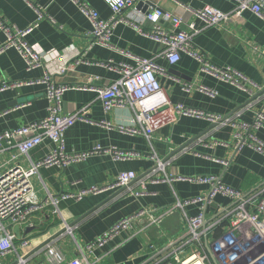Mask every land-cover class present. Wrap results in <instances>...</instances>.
I'll use <instances>...</instances> for the list:
<instances>
[{"label":"crops","instance_id":"0c3cea01","mask_svg":"<svg viewBox=\"0 0 264 264\" xmlns=\"http://www.w3.org/2000/svg\"><path fill=\"white\" fill-rule=\"evenodd\" d=\"M84 1L98 12L101 19H109L113 15L105 0ZM149 2L183 18L180 28L186 31L190 30L188 24L191 23L202 26L195 10L211 6L229 12L234 6L232 0ZM143 10L134 6L123 12L127 19L112 28L109 45H90L91 21L72 0H0V16L8 29L15 31L33 26L25 41L44 59L53 60L51 69L64 62L63 51L69 44L82 52L78 59L68 60V68L63 73L51 76L55 84L88 87L67 89L61 96V114L82 108L85 111L84 118L76 120L64 131V151L70 154L88 152L98 145L140 153L138 157L125 160H115L108 153H94L64 165L39 168L30 178L34 193L39 200L49 194L56 197L57 210L52 205L43 207L32 213L23 224L4 220V225L15 235L13 243L16 250L4 256L0 264H11L18 257L25 258V264H50L40 250L53 240L66 258L79 255L82 250L87 260L95 264H171L169 253L172 243L183 241L187 236V225L179 211L146 229H142L138 221L133 222L130 228L102 246L88 250L86 245L118 220L142 208H166L176 199L192 198L209 190L208 184L188 178L216 175L224 185L242 191L252 190L264 181V154L250 144H243L240 148L234 146L236 132L251 133L264 144V127L253 126L255 115L260 111L264 114V17L246 9L239 16L229 18L223 27L208 26L193 36L195 48L206 54L210 61L230 67L253 82V86L248 85L244 90L201 72L200 63L189 54L180 53L178 61L168 63L163 55H158L161 46L129 24L143 21ZM161 27L172 29L170 21H162ZM6 44L7 34L0 27V84L35 81L48 73L46 66L28 68L20 51ZM123 52L141 58L154 56L164 70L157 74V79L172 104L224 116L229 121L212 123L181 115L173 123L157 130L150 142L141 134L120 130L119 127L139 126L132 109L113 107L104 111L96 92L89 87L103 86L119 76L108 66L109 62L135 65V60ZM185 84L191 87L185 90ZM200 86L216 91L217 95H210ZM50 105L43 83L21 84L0 90V132L43 118ZM102 121L109 122L111 127L101 125ZM241 122H247L250 128L238 126ZM211 124L215 126L208 129ZM207 129L206 133L192 140ZM55 146L51 139L44 138L28 154L19 156L18 161L24 168L29 167L31 162L42 158ZM180 147L168 158L172 150ZM152 152L161 159L163 167L152 177L140 180L154 167L148 156ZM10 157V152L4 151L0 153V162H7ZM122 171H132L137 175L129 190L90 193L80 199L73 197L83 189L112 182ZM176 176L186 179H171ZM159 177L163 180L151 181ZM229 204V198L217 194L213 203L206 207V217L209 218L217 206ZM92 208L95 209L89 215L75 222ZM198 212L197 204L185 207L188 216ZM66 225L71 227L72 235L63 230ZM22 238H27L30 243L21 246ZM189 253V246H183L181 256Z\"/></svg>","mask_w":264,"mask_h":264},{"label":"built area","instance_id":"2783aa9c","mask_svg":"<svg viewBox=\"0 0 264 264\" xmlns=\"http://www.w3.org/2000/svg\"><path fill=\"white\" fill-rule=\"evenodd\" d=\"M92 24L90 38L91 44L109 45L108 40L112 28L124 18L123 12L136 6L139 2L146 6L143 10V21L129 22L140 34L150 37L161 46L158 55H163L168 63L178 61L180 53L193 56L200 63V71L212 75L222 81L247 90L248 85H254L251 80L240 72L230 68L219 66L195 48L193 36L208 26L223 27L231 17H236L242 11L248 9L258 16L264 17V0H232L234 6L231 11L223 12L211 6H204L194 11L201 20L202 26L188 24L189 31L180 28L183 18L175 16L158 6L150 4L149 0H105L112 10L113 15L109 19H101L98 12L90 7L84 0H72ZM141 8H139L140 10ZM142 10V9H141ZM162 21H170L172 29L161 27ZM0 16V27L7 34L6 46H15L22 54L28 68L46 66L48 73L43 78L23 83H2L0 90L8 89L21 84L43 83L46 85V97L51 105L48 113L43 118L15 129L0 132V153L10 152L11 157L7 162H0V263L8 253L15 251L13 240L15 238L3 223L10 220L13 224L25 223L30 215L43 207L52 205L55 209L58 199L50 194L39 200L32 188L30 178L41 167L53 164L64 165L74 160H80L94 153L111 154L115 160H125L140 156V153L117 148H102L94 146L88 152L66 153L64 151L62 135L64 131L76 120L84 118L85 111L82 109L69 114L60 113L61 96L67 89L88 88L83 85L68 83L55 84L51 80L54 74L63 73L68 68L69 61L78 59L82 52L73 44H69L63 51L65 60L56 66L54 71L50 68L53 60H46L36 52L26 41L25 36L33 26L26 29L11 31ZM135 60V65L128 63H108V66L118 73V77L111 82L100 86H90L89 89L96 92L103 110L109 111L113 107H129L132 109L138 127H119L122 131L131 134H141L149 142L154 138V133L163 126L173 123L179 116H191L215 123H225L229 118L206 112L200 109L190 108L181 104H172L168 99L163 87L157 79V74L164 70L156 63L154 56L141 58L123 52ZM69 60V61H68ZM191 85H184L188 90ZM215 96L217 92L204 86L199 87ZM101 125L111 127L106 121ZM238 126L248 129L247 122H241ZM253 126L264 127V114L262 111L255 115ZM44 138H49L56 143L48 154L31 162L29 167L24 168L18 161V157L28 154V151L40 144ZM243 144H250L257 151L264 154V144L253 134L236 132L234 146L240 148ZM154 162V167L144 177H152L157 170L162 169L163 162L155 153L148 155ZM225 162V161H224ZM227 165V162H225ZM137 175L132 171L120 172L115 180L104 186H92L77 192L73 197L80 199L85 194H97L105 191L126 189L136 179ZM171 179H186L176 176ZM190 180L208 184L209 190L192 198L176 199L173 204L166 208H142L136 213L124 217L115 222L106 232L96 237L86 245L88 250L102 246L107 240L118 235L121 231L132 226L133 222H139L142 229L158 225L169 214L179 211L187 225L185 240L172 243L170 250L171 264H264V181L256 188L242 191L238 188L229 187L221 182L216 175H200ZM161 177L151 179L152 182H160ZM221 194L229 198L227 206H217L212 215L206 217V207L212 204L214 197ZM197 204L199 212L188 216L185 207ZM57 210V209H56ZM64 231L72 235L71 227L64 226ZM56 240L45 244L40 252H44L46 260L50 264H95L89 262L80 250V254L66 258L55 244ZM30 243L27 238H22L20 245ZM189 246L190 253L181 256L183 246ZM17 264H25L26 259L18 257Z\"/></svg>","mask_w":264,"mask_h":264},{"label":"water","instance_id":"95a60500","mask_svg":"<svg viewBox=\"0 0 264 264\" xmlns=\"http://www.w3.org/2000/svg\"><path fill=\"white\" fill-rule=\"evenodd\" d=\"M136 7H137V8H141L142 10L146 8V6H145V5L143 6L141 2H139V3L136 5ZM213 126H215V124H211L210 127H209L208 129H210V128L213 127ZM208 129H207V130H204L203 132H200V134L194 136V138H193L192 140H194V139H196L197 137H199V136L203 135L204 133H206V131H208ZM192 140H191V141H192ZM180 149H181V147H180V148H177L176 150H172V151L170 152L168 158H169L171 155L175 154V153H176L177 151H179ZM94 209H95V208H92L91 210L87 211L86 213H84L83 215H81L80 217H78L77 220H75V222H76V221H79V220L82 219L83 217H86L87 215H89ZM63 230H64V228H63ZM63 230L59 231L58 234H60ZM56 235H57V234H56ZM11 264H17V260H14Z\"/></svg>","mask_w":264,"mask_h":264}]
</instances>
